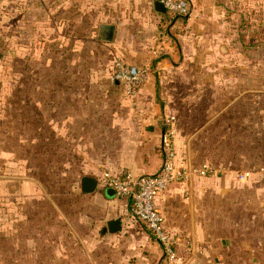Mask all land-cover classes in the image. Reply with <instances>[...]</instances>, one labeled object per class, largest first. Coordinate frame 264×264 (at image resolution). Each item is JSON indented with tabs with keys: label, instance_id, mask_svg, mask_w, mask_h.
Returning a JSON list of instances; mask_svg holds the SVG:
<instances>
[{
	"label": "crops",
	"instance_id": "obj_1",
	"mask_svg": "<svg viewBox=\"0 0 264 264\" xmlns=\"http://www.w3.org/2000/svg\"><path fill=\"white\" fill-rule=\"evenodd\" d=\"M229 1L192 0L187 15L169 20L167 14L153 11L147 0H40V26L28 27L44 33L40 48L55 41L56 49H64L66 43L75 49L77 34L90 38L88 33L98 35L101 24H112L113 39L103 41L97 36V46L127 63L148 67L150 73L134 96L125 95L110 75L111 88L76 89L79 76L75 74L72 88L65 87L64 74L52 77L55 87H49L50 78L43 73L46 58L40 74L37 68H30L25 76L14 70L7 90L0 77V108L6 105V97L12 98L10 119L15 124L9 148L0 142V165L8 161L10 190L9 232L0 240L7 242V248L0 246V252H8L10 264L22 263L17 252L31 259L27 264L32 260L38 264L36 259L44 264L47 258L57 264H165L161 245L142 223L130 218L128 200L107 195L98 183L94 191L82 192L80 178L98 180L106 170H126L135 176L157 172L164 120L169 115L177 120L173 145L178 158L192 156L197 130H236L232 162L217 160L216 175L195 179L189 187L172 185L156 198L166 227L181 241L179 253L201 264H264V57H241L244 25L239 17L246 10L238 8L234 2L238 0L232 7ZM251 3L256 0H248L249 13ZM93 17L100 18L99 23ZM145 18L158 26L152 38L146 36ZM134 19L139 24L131 25ZM16 27L12 54L17 60ZM52 29L55 40L48 41ZM194 49H201L200 58L191 56ZM31 52L29 64L36 62ZM195 64L199 68L188 71ZM205 74L216 84L232 81L233 89L185 90L175 83L197 82ZM241 81L248 85L242 88ZM94 94L100 98L95 106ZM227 114H233L232 124L224 120ZM241 145L248 147L246 153H241ZM50 146L59 148L50 151ZM62 147H69L70 154L61 159L62 168L70 165L79 176L78 216L71 220L79 227L66 233L65 227L60 230L56 247L45 258L33 252L31 234L22 237L18 229L31 224L32 200L47 194L43 187L47 182L35 172L44 167L47 176L49 151L60 154ZM243 171H249V176L240 181L237 175ZM40 176L44 177L42 172ZM37 186L39 192L34 191ZM112 219H120V230L108 231L106 223ZM41 240L48 241L43 236Z\"/></svg>",
	"mask_w": 264,
	"mask_h": 264
},
{
	"label": "rangeland",
	"instance_id": "obj_2",
	"mask_svg": "<svg viewBox=\"0 0 264 264\" xmlns=\"http://www.w3.org/2000/svg\"><path fill=\"white\" fill-rule=\"evenodd\" d=\"M0 0V77H2V86L4 83V88L7 90L12 83V78L14 76V70L19 76H25L26 72L37 68V72L40 74V64L45 63L44 59H48L47 68L43 69V73L50 78V86L55 87L54 80L56 79V74L65 76L64 82L65 87L72 88V74L79 76V81L75 88L80 90H94V88H111L108 83V77L110 75V68L114 58L119 57L117 55L113 56L112 53H105L102 48L98 47L96 44L97 33H88L90 38H86V34H77L76 39L79 40L75 49L70 47L68 43L64 49H56L55 41L50 43L47 48H40L41 43L45 42L44 33L37 29L30 31L28 29L29 25L40 26V11L39 5L40 0ZM238 8L241 10H246L244 13H240L239 20L244 25L242 32L240 34V54L241 57H264V0H256L255 3H251V13L248 12V0H238L234 1ZM148 5L150 1L147 0ZM233 0L228 2V6L232 7ZM17 4V11L15 12L14 7ZM255 4V8L253 7ZM36 8V9H34ZM255 9V11H254ZM93 19H95L93 17ZM100 18H96L97 23H99ZM151 18L144 19V28L147 38H152L154 32L158 30V26L155 27L150 21ZM89 22V20H88ZM249 22L253 23L249 29ZM131 25L139 24L136 23L135 19L130 23ZM18 26V27H16ZM15 27L18 30L17 41L18 53L16 54V59L12 54L13 48H15L16 42H14ZM52 33H48V41L55 40L52 39L55 35L54 29ZM92 38V41L90 40ZM154 40V37H153ZM199 42L200 38L198 37ZM32 46L29 45L32 42ZM87 41V42H86ZM95 41V42H94ZM41 42V43H40ZM201 45V43H200ZM27 46V47H26ZM35 47V48H34ZM33 48L31 52L30 49ZM63 51V52H62ZM193 49H190L192 52ZM34 53V58L36 62H31L29 64V53ZM188 51V53H190ZM204 53V52H203ZM201 49H194V53L191 56H196L200 58L202 55ZM185 55V54H184ZM44 58V59H43ZM120 58V57H119ZM27 62V65L25 63ZM195 63V62H194ZM16 67V68H15ZM199 68V64H195L193 68L188 71L193 72L192 69L196 71ZM243 71V68H242ZM202 72H204L202 70ZM205 73V72H204ZM201 80L197 81L192 79H186L185 82H180L181 80L175 82L180 86V89H211V88H223L224 90H232V81H221L217 84L212 81V79L205 75H200ZM12 77V78H11ZM52 77H55L52 79ZM76 80V78H75ZM23 85V81H21ZM60 85V83H59ZM248 85L247 82L241 81V87ZM12 87V85H11ZM24 87V85H23ZM22 87V88H23ZM83 96V95H82ZM91 98L94 101V106L96 100L100 101V98ZM24 99V95L21 96ZM6 105L2 106L3 111H0V142L4 148H9L8 140L13 135L10 131L13 130L14 123L10 119L13 106L9 108L10 101L12 98L6 97ZM70 102V101H69ZM71 103V102H70ZM12 105L14 103H11ZM67 104V102L65 103ZM96 109H94L95 111ZM226 123L232 124L233 114H227L224 117ZM236 130L232 128L220 129V128H208L202 129L200 132L197 130L195 144L191 146L189 158L183 157L181 155L179 158L187 161L188 163L198 165L202 162L208 161L211 163H218L217 160H233V138ZM14 148L15 146H11ZM39 147V146H38ZM59 148V146H50V151ZM64 149L63 153L56 154L55 151L51 153L49 151L48 155V172L45 176L44 167L40 171L37 170L35 173L39 174L37 176L39 179L47 182L43 184L44 189L47 191L46 195H43L41 199L32 200V210L30 216L32 218L31 224L23 225L19 227V234L24 237L31 234L34 239L33 242V252H39L40 256L47 258L53 252L56 247L55 239L58 232L65 227L66 232H72L70 228L77 230V223L71 221L75 218L78 213L75 206H79V198L76 196L75 192L77 189V182L79 180L78 172L73 170L70 165L62 168L61 162L63 157L69 154V147H62ZM241 153H246L248 147L245 145L240 146ZM70 155V154H69ZM70 157V156H69ZM61 160V161H60ZM225 162V161H223ZM226 163V162H225ZM216 166V164H214ZM233 163L230 165V167ZM8 171L9 165L8 161L1 163L0 165V240H2L3 234L9 232V202H8ZM42 172L43 178L40 176ZM39 182V180H38ZM40 186V185H39ZM39 186L34 188V191H40ZM10 191V190H9ZM73 192V193H72ZM37 194L34 193V198H38ZM231 199V196H230ZM73 208L75 210H73ZM254 211V210H253ZM71 217V218H70ZM60 218V219H59ZM68 222V223H67ZM74 222V223H73ZM29 232V233H28ZM43 239L48 241L41 240ZM63 235V232H62ZM0 246L2 248H7L6 241H0ZM24 250V246L21 248ZM42 250V251H41ZM8 252H0V264H10L8 259ZM18 259L22 262L20 264H27L31 262V259L26 258L25 252H17ZM26 258V259H25ZM50 258L44 259V264H57V262H52ZM33 264L35 260H32ZM39 264V260L36 259ZM61 263V262H59ZM64 264H67L66 262Z\"/></svg>",
	"mask_w": 264,
	"mask_h": 264
},
{
	"label": "built area",
	"instance_id": "obj_3",
	"mask_svg": "<svg viewBox=\"0 0 264 264\" xmlns=\"http://www.w3.org/2000/svg\"><path fill=\"white\" fill-rule=\"evenodd\" d=\"M156 1L164 5L166 14L170 17L187 15L193 5L192 0ZM149 73L148 67L127 63L119 57L114 58L110 68L111 79L118 81L127 96H134L139 91ZM164 123L165 129L159 145L161 164L157 172L135 176L126 170H106L97 183L102 189L111 188L117 198L128 200L130 218L142 223L161 245L165 264H201L198 260L191 259V256L179 253L181 241L166 227L165 218L157 209L156 198L172 185L189 187L195 179L214 176L219 168L208 161L195 165L178 158L173 145L176 117L169 115ZM248 176L249 171H243L238 173L237 178L241 181ZM187 247L189 249L190 246Z\"/></svg>",
	"mask_w": 264,
	"mask_h": 264
},
{
	"label": "water",
	"instance_id": "obj_4",
	"mask_svg": "<svg viewBox=\"0 0 264 264\" xmlns=\"http://www.w3.org/2000/svg\"><path fill=\"white\" fill-rule=\"evenodd\" d=\"M151 8L153 11L159 14H166V8L164 5L156 0H152L150 2ZM114 34V26L112 24H101L98 29V38L103 41H111L113 39ZM112 82L115 84H119L117 80L112 79ZM97 187V180L94 177L90 176H82L80 178V190L82 192L88 193L92 192ZM106 194L109 196H113L114 192L111 188L106 189ZM107 229L110 232H115L120 230V219H112L107 223Z\"/></svg>",
	"mask_w": 264,
	"mask_h": 264
},
{
	"label": "trees",
	"instance_id": "obj_5",
	"mask_svg": "<svg viewBox=\"0 0 264 264\" xmlns=\"http://www.w3.org/2000/svg\"><path fill=\"white\" fill-rule=\"evenodd\" d=\"M168 16V15H167ZM173 17L168 16V19L171 20Z\"/></svg>",
	"mask_w": 264,
	"mask_h": 264
}]
</instances>
